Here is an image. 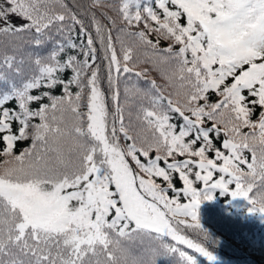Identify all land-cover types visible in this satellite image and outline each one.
I'll use <instances>...</instances> for the list:
<instances>
[{
	"label": "snow or ice",
	"instance_id": "1",
	"mask_svg": "<svg viewBox=\"0 0 264 264\" xmlns=\"http://www.w3.org/2000/svg\"><path fill=\"white\" fill-rule=\"evenodd\" d=\"M76 8L0 0V36L13 49L0 58V264H130L123 241L140 234L176 264H197L193 253L215 260L204 201L219 191L264 215V0ZM133 43L173 66L165 84L149 78ZM130 76L148 85L137 88L148 104L135 122L121 102Z\"/></svg>",
	"mask_w": 264,
	"mask_h": 264
},
{
	"label": "trees",
	"instance_id": "2",
	"mask_svg": "<svg viewBox=\"0 0 264 264\" xmlns=\"http://www.w3.org/2000/svg\"><path fill=\"white\" fill-rule=\"evenodd\" d=\"M70 7L77 6L75 10L83 14L88 11L91 0H66ZM109 3H118L119 0H108ZM152 0H141L142 6H150ZM154 6V4H153ZM98 19H101L103 23L109 24V21L101 16L100 10L96 11ZM109 15H115V13L109 12ZM82 19L88 22L87 16L82 15ZM110 26V25H109ZM143 25L141 24V28ZM91 30V29H90ZM116 29L113 31V35H116ZM78 32V29H77ZM152 38L155 39L154 34ZM129 42L131 39L129 38ZM165 41H161L160 47H166ZM135 49L134 55L139 58V65L145 68L148 72V76L151 79H155L158 84H165L166 82L161 76V72H167L169 74L174 70L172 65L159 63L153 56L151 51H146L141 45L133 43ZM31 51V48H25L22 52L17 53L18 59L20 56L26 58L27 53ZM7 52L9 55L13 54L11 40L8 37L0 36V58ZM151 59V62L145 63V61ZM98 63L100 61L98 60ZM25 73L29 70V65L25 64ZM103 69V65H101ZM70 74V73H69ZM179 81H176V87H179ZM127 87L128 92L125 94L124 89ZM148 85L143 78L137 79L135 76H130L127 80L122 79L120 84L121 89V102L125 106V115L128 111H131L133 122H135V116L139 112L142 106H147L148 101L143 99L141 95L137 94V88L143 90ZM105 90H107V84H104ZM75 90V89H73ZM167 91H174V89L168 88ZM61 90L59 88L54 90L53 94L59 95ZM216 97L210 96V101L215 102ZM259 108L256 110V115L253 119L258 117ZM243 131H249L247 128ZM223 136H221V140ZM216 147L220 146V141H214ZM31 140L20 141L17 143V154L23 151L24 148L29 147ZM212 153H209L211 156ZM251 160L250 153H245ZM157 182L163 183L158 180ZM173 182L177 188L182 186L177 176H174ZM171 195V193H169ZM250 204L242 197L232 198L230 195H221L219 191L215 192V198L212 201H204L199 207L200 223L204 231L208 233L210 239L204 243H207L208 249L215 256V260L209 261L202 255L193 253L197 264H264V215L259 213H252L249 211ZM185 235L189 238L202 241L203 234L197 233L193 230H187ZM125 248L128 251L130 264L131 261H140L142 264H153V260H156V264H176L175 258L171 256H163L162 253H158L159 241L144 234L133 236L131 239L123 241ZM171 243V241H169ZM187 250V249H185ZM191 251V250H187Z\"/></svg>",
	"mask_w": 264,
	"mask_h": 264
}]
</instances>
